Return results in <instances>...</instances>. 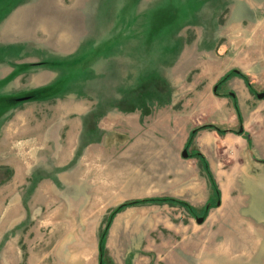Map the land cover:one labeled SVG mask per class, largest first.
Wrapping results in <instances>:
<instances>
[{"label":"rangeland","instance_id":"rangeland-1","mask_svg":"<svg viewBox=\"0 0 264 264\" xmlns=\"http://www.w3.org/2000/svg\"><path fill=\"white\" fill-rule=\"evenodd\" d=\"M232 69L250 87L231 76L214 91ZM261 92L264 0H0V251L98 264L119 204L167 196L201 210L199 151L219 205L201 224L178 205L122 209L110 264H264ZM208 124L232 131L186 146Z\"/></svg>","mask_w":264,"mask_h":264},{"label":"trees","instance_id":"trees-1","mask_svg":"<svg viewBox=\"0 0 264 264\" xmlns=\"http://www.w3.org/2000/svg\"><path fill=\"white\" fill-rule=\"evenodd\" d=\"M231 76H238V77L242 78L243 81L245 82V84L248 87H250L249 80H248L247 76L239 70L232 69V70L228 71L226 74H224L218 80V82L216 83L214 88H217L218 86L225 83ZM214 91H216V89H214ZM235 111H236V115H237L238 119L240 120V113H239V110H238L236 105H235ZM206 128H212L215 131H217L219 134H225L227 131H232V130L225 129V128H219V127L211 125V124L197 126L189 132L187 142H186V146H188L191 143L194 135L198 131H200L202 129H206ZM236 133L239 135L242 134L240 132H236ZM191 157H196L201 162L203 169L207 175L208 181L210 183V188H211V194L208 197L204 206L201 208V210L197 211L196 208L190 206L186 202H184L182 200H178V199L173 198V197H167V196H165V197H150V198H144V199H140V200L123 202V203L119 204L117 207H115L109 213L108 218L106 220V223L98 235V240H97L98 264H110L109 259L106 256V250H105L106 233H107V230L109 228L110 221L114 217V215L116 213H118L119 211H121L122 209L128 207V206L140 204V203H167L170 205H178V206L184 207L187 210V212H189L194 217H197V216L205 217L207 212L209 211V209L217 207L219 205V203H220V191H219V188L217 186V183L215 182V180H214V178H213V176L209 170L208 163H207L205 157L199 151H195L191 155Z\"/></svg>","mask_w":264,"mask_h":264},{"label":"crops","instance_id":"crops-1","mask_svg":"<svg viewBox=\"0 0 264 264\" xmlns=\"http://www.w3.org/2000/svg\"><path fill=\"white\" fill-rule=\"evenodd\" d=\"M150 124L149 125L151 127H149L148 123H146V122L139 124V127H140L139 131L143 132L142 135L145 138L148 137V135H150L149 131H150L151 135H153L154 137H157L158 136L157 132H158V130L161 129L160 127H162V123L158 122V120L151 122ZM156 154L158 155V153H156ZM203 198L205 201L206 199H208V196L206 195ZM15 206H16L15 203H12L9 205V207L11 209H14ZM31 257L32 256H29L28 258H31ZM20 258H21V256H20L18 251H14V250H11V251L10 250H2V251H0V264H20Z\"/></svg>","mask_w":264,"mask_h":264},{"label":"water","instance_id":"water-1","mask_svg":"<svg viewBox=\"0 0 264 264\" xmlns=\"http://www.w3.org/2000/svg\"><path fill=\"white\" fill-rule=\"evenodd\" d=\"M214 89H215V88H214ZM256 96H257L258 99H263V98H264V93H263V92L258 93ZM241 131H242V128L239 129V132H241ZM182 156H183L184 158H186V157L188 156L186 150H183V151H182ZM203 221H204V218H203V217H197V218H196V222H197L198 224H201Z\"/></svg>","mask_w":264,"mask_h":264}]
</instances>
